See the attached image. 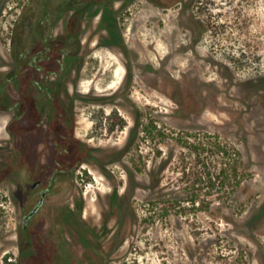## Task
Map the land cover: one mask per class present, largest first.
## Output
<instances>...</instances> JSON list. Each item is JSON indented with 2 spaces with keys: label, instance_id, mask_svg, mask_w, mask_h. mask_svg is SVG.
I'll return each instance as SVG.
<instances>
[{
  "label": "rangeland",
  "instance_id": "obj_1",
  "mask_svg": "<svg viewBox=\"0 0 264 264\" xmlns=\"http://www.w3.org/2000/svg\"><path fill=\"white\" fill-rule=\"evenodd\" d=\"M44 1L0 0V78L27 33L17 22L37 7L41 16ZM160 1L114 0L83 13L76 57L46 61L60 91L57 109L45 112L52 121L36 125L32 103L22 119L25 106L0 108V142L16 149L11 169L0 157V264L56 260L42 255L39 239L22 240L18 206L40 178L59 188L47 199L61 202L50 222L58 213L77 220L83 240L89 226L67 204L83 199L76 214L98 221L109 187L124 186L125 244L113 264H264V0H187L186 10ZM65 2L55 0L42 23L53 48L71 13L53 12ZM17 88L11 82L7 92L16 97ZM66 110L74 135L94 148L93 163L59 134ZM8 122L19 131L13 137ZM57 168L64 171L55 176ZM61 242L62 254L80 256Z\"/></svg>",
  "mask_w": 264,
  "mask_h": 264
},
{
  "label": "flooded vegetation",
  "instance_id": "obj_2",
  "mask_svg": "<svg viewBox=\"0 0 264 264\" xmlns=\"http://www.w3.org/2000/svg\"><path fill=\"white\" fill-rule=\"evenodd\" d=\"M114 0H103L100 4H96L93 6L90 10L96 9L100 7L101 5L109 6V2ZM169 1L171 3L172 1L182 2L183 6L185 7L184 10L188 7V1L187 0H161L162 2ZM85 3L84 1H76L75 3ZM83 4L80 5L82 7ZM76 8H73L70 10L71 14L76 12ZM87 9V11H90ZM86 11V12H87ZM111 11V9H109ZM112 12V11H111ZM83 14V13H82ZM106 18H102L101 20H105ZM112 19V18H110ZM108 25L113 22H107ZM46 40L47 37H44L43 40ZM71 40H74L72 38ZM28 41V39H27ZM61 41V39H60ZM75 41V40H74ZM54 42V41H53ZM47 45L46 41L42 42ZM28 45V43L26 44ZM61 45V44H57ZM29 46V45H28ZM27 47V46H26ZM26 54H24V63L22 66H19L17 64L18 62L15 61L14 56L12 59V65L10 70L6 71L4 75L0 78V85L2 83L5 84L1 87L0 90V108L6 111H12L15 109V106H25L23 107V112L20 113L18 116L15 117V119H22V117L25 116L24 113H26L27 107L29 108L30 103H32L36 110L39 112V121L36 123V125H41L45 121V117H47V121H52L56 114L53 113L51 116H47L45 112H47V108H53L56 107V100L59 99L60 91L55 85L53 81L50 79V74L54 72V70L50 69L48 65L46 64V61L49 60H55L56 62L60 63L61 66L64 61H67L68 59H71L72 57H76L75 55L67 56L64 53H60V50L58 51V55L56 54H45L44 56H41L39 59V65L43 67V70H36L32 68V65L30 64V61L32 59V56L30 54V47H27L25 49ZM50 62V61H49ZM48 62V63H49ZM67 62H70L68 60ZM64 65V64H63ZM60 66V68H62ZM70 66V65H69ZM19 67H21L19 69ZM65 67V66H64ZM62 70V69H60ZM38 72V73H37ZM41 73H44L40 76ZM36 75L35 79L38 78V82L44 81V85L39 86H30L31 83V75ZM11 82H15V85L18 86L16 97L13 93L7 92V88ZM36 82V80H35ZM17 83V84H16ZM19 83V85H18ZM53 84V90L58 93L57 97L55 96L54 101L49 103L48 98L46 94L48 93V85L47 84ZM38 85V84H37ZM10 98L11 101L16 99L14 102H11L9 104L5 103V101ZM33 100V102H30V100ZM5 103V104H4ZM31 104V105H32ZM60 104V103H58ZM54 108V110H55ZM62 110V109H61ZM67 111V110H66ZM64 111L62 113H59L61 116L62 114L66 113L64 117H60L62 121V127L64 128V132H60L59 134L64 136L65 138L68 137L71 139L74 144L78 146L80 151H83L84 153H87L89 155V162L93 160L91 156H93L94 148L91 147L87 142H84L80 139H78L74 134V120L70 116L69 111ZM57 114V115H59ZM14 117L11 118V121ZM9 122L6 124L5 128L8 133H10V136L13 137L16 135V132L19 133V131H14L12 128L9 127ZM24 130H21V132H24ZM50 134L53 136L55 135V132L53 129H50ZM17 133V134H18ZM56 136V135H55ZM57 142V141H56ZM124 146L121 148L123 150ZM121 149L118 148V153H120ZM18 150V147H17ZM0 157H5L6 161L5 163H8V168L11 169V167H14V161L16 159V149L15 145L13 144V141L11 139H7L5 141V144H2L0 142ZM15 158V159H14ZM12 159V161H10ZM87 162V159L85 160ZM83 163V162H81ZM93 163V162H91ZM90 163V164H91ZM78 163H76L77 165ZM8 170V169H7ZM64 171L63 168H57L55 171H53L54 175L56 176L57 173H60ZM71 171V170H70ZM54 181V180H53ZM53 181H44L43 178L37 179L34 181V183L31 184L30 189L25 192V204L21 205L19 204L18 208L22 210V240L23 243L28 245H32L33 239L36 238L37 241L39 239V243L43 245V252L42 255L45 257H52V259H56L54 264H113L115 263L113 256L115 253H119L124 248L125 244V188L120 183L117 185H112L109 187L107 191V195H109V198L106 202V214L103 216V213L100 214V220L96 219L95 215L92 213H89V215H83L79 217V215L76 214V210L82 209V201L83 199H77L74 198V203L68 205L67 208L70 210L71 216L73 214V218L79 219L78 222L80 223H86V226H89V230L86 231V239L83 240L81 238H78V231H77V220L72 221H62V214L58 213V217L56 214H54V222H50L49 218L51 217V214L53 211H56L57 209H60L61 202H54L51 206V203L49 200H47L50 196L56 195L59 191V188L53 187ZM159 181L157 180L154 184L157 186ZM92 197V193L90 194V199ZM89 199V203L91 204V201ZM78 200V201H77ZM79 202V203H78ZM53 207V208H52ZM53 216V215H52ZM50 222V228L45 229L47 223ZM74 222V223H73ZM71 230H69V227ZM67 227L68 229H65ZM64 229L61 231V229ZM37 231L38 234H35ZM48 234V239L46 238V233ZM56 232L58 234H56ZM53 235H58L56 237H53ZM50 240H54V249L53 251H48V245L50 244ZM65 241L66 245L70 247L71 249L77 248V252L80 255L77 257L76 251L73 254H62V242ZM26 249H24L25 251ZM74 251V250H73ZM84 255V256H83ZM75 256V258H74ZM120 260V257H118V261ZM78 261H80L78 263ZM43 264H46L43 263Z\"/></svg>",
  "mask_w": 264,
  "mask_h": 264
},
{
  "label": "trees",
  "instance_id": "obj_3",
  "mask_svg": "<svg viewBox=\"0 0 264 264\" xmlns=\"http://www.w3.org/2000/svg\"><path fill=\"white\" fill-rule=\"evenodd\" d=\"M76 1H80V0H76ZM84 1V0H81ZM103 0H85V3H75V0H66L65 4L63 5L62 8L59 9H54V14L59 16L61 15L64 11H66L67 13H69V10H72L73 8H76V12L74 13H70L69 17H68V23H67V27H66V31H65V35L63 36L62 39V44L61 45H57L55 48L51 47L50 45H46L44 43H42L44 40V31L42 30V23L43 21L46 19V17L48 16V14L50 12H52V8L51 5L53 2H55V0H45L44 1V12L43 14H41V16L37 17V10L38 7L35 8V10H32L29 14H24L21 16L19 22V24H21V28L25 29V31L27 33H23L20 35V37L17 39L15 45L13 44V52H12V56H14L15 61L18 62L17 64H19V66H22V64L24 63L25 59H24V54H26L25 49L27 48L26 44H27V38L28 36L31 37V41L32 44L29 46L30 47V54L34 57H32L30 64L32 65V68L36 69V70H43V67H41V65H39V59L41 56H44L47 53H52L55 54L57 51H61V53H64L67 56L70 55H77L81 49V41L79 38V33H80V28H81V20H82V13L86 12L87 9H91L93 6H95L96 4H100ZM82 5V7H80V5ZM29 33V35H28ZM74 38V43L75 44V51H70L68 50L67 46L70 43V40ZM45 42V41H44ZM38 46H41L40 48H38ZM21 67H19L20 69ZM36 75H31L30 77L31 79V83L30 86H39V85H44V81H40L37 83V79H35ZM36 80V82H35ZM39 81V80H38ZM5 84L2 83L0 85V90L2 89L1 87ZM38 84V85H37ZM19 85V83H18ZM48 87V93L46 94L47 96V100L49 103L54 101L55 96L57 97L58 93L55 92L53 90V84H47ZM193 201H196V197L192 198Z\"/></svg>",
  "mask_w": 264,
  "mask_h": 264
}]
</instances>
